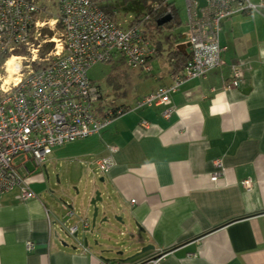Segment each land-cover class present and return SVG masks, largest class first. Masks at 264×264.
Masks as SVG:
<instances>
[{"label": "crops", "instance_id": "1", "mask_svg": "<svg viewBox=\"0 0 264 264\" xmlns=\"http://www.w3.org/2000/svg\"><path fill=\"white\" fill-rule=\"evenodd\" d=\"M178 20L170 45H159L137 70L144 91L114 106L133 108L172 84L168 54L164 64L159 58L167 47L188 58L190 25ZM218 42L220 67L185 80L170 95L168 119L163 107L133 110L99 135L53 148L39 170L25 168L30 160L22 158L20 173L35 197L22 202L15 192L0 196V264H141L160 254V264H264V5L221 21ZM114 62L123 67L121 59ZM233 66L243 72L237 86L230 82ZM106 157L113 166L98 175L101 185L84 192L83 179ZM242 181L252 188L244 189ZM56 183L86 193L82 205L79 198L64 205L71 223L57 213ZM96 190L108 209L92 229L87 204ZM104 218L113 233L102 232Z\"/></svg>", "mask_w": 264, "mask_h": 264}, {"label": "built area", "instance_id": "2", "mask_svg": "<svg viewBox=\"0 0 264 264\" xmlns=\"http://www.w3.org/2000/svg\"><path fill=\"white\" fill-rule=\"evenodd\" d=\"M185 2L191 30L184 37L189 52L182 72L169 86L124 108L104 103L87 71L118 58L131 70L144 69L157 52L136 27L113 23L91 0H57V17L49 16V0H0V196L15 192L22 202L35 197L16 158L41 167L53 148L99 135L114 118L133 110L163 107L162 117L168 119L174 110L170 95L185 80L220 67L221 21L264 5V0L259 5L251 0H205L206 6L197 10V2ZM47 45L51 47L41 52ZM230 76L237 86L242 68L233 66ZM112 166V157H106L96 162L95 170L105 174ZM215 167L220 169L219 160ZM220 175L217 171L212 180ZM241 185L252 188L248 181ZM75 232V227L68 229L71 235ZM25 249L31 250V243ZM162 259L160 254L141 264H160Z\"/></svg>", "mask_w": 264, "mask_h": 264}, {"label": "rangeland", "instance_id": "3", "mask_svg": "<svg viewBox=\"0 0 264 264\" xmlns=\"http://www.w3.org/2000/svg\"><path fill=\"white\" fill-rule=\"evenodd\" d=\"M171 1L175 9L176 16L178 15V18L180 19L181 24L186 25L187 12H186L185 0H171ZM56 2L57 0H49V4H48L49 5L48 7L49 16L50 15L54 17L58 16V7H57ZM128 21H129L128 18H121L118 24L122 26L123 28H125L127 26ZM58 29L59 28L56 27L53 33H57ZM179 31L180 30L176 31L175 34L177 35ZM161 32L163 33L162 34L163 37L168 34L166 30H162ZM155 36H157V34ZM160 52H161V56H160L161 58H159V60L163 62L164 64V62L166 61L167 49L165 48L164 50H161ZM137 70L138 69L133 71L127 68L124 64L122 67L121 64L119 63L116 64V62H112L109 64L99 63V64L92 66L87 71V77L90 81L94 83V85L100 88L101 93L104 97V101H103L104 103L109 105V103L115 101L116 104H120L123 101L130 102L134 96L139 94L141 91H144V76L139 77ZM21 162H22L21 157L15 159L16 164H20ZM43 163L41 164V167L43 166ZM25 168H27L28 170L41 169L40 167H35L31 161H28L25 164ZM50 178L52 182L54 181L57 182L55 179V175H52ZM99 179L100 177L98 176L96 171H91L88 177L83 179V191L84 192L87 190L89 191L91 187L93 186L92 185L93 183L95 185H101ZM57 185L58 186L55 188V190L58 195V202L61 205V208L56 207L57 209H59L57 213L61 219H62V216L64 217L63 218L64 222L70 220V223H71V221L74 218L66 217L65 219L64 210L66 211L67 207H64V204L70 205L69 202L71 203V200L74 201L75 199L76 200L78 198L80 199L82 197V188H81V192H80V188L78 189L80 193H76L73 187L70 188L66 186L65 184H63L62 186L61 183ZM66 201H68V203ZM63 207L65 208L64 210H62ZM92 214H91V217H92Z\"/></svg>", "mask_w": 264, "mask_h": 264}, {"label": "trees", "instance_id": "4", "mask_svg": "<svg viewBox=\"0 0 264 264\" xmlns=\"http://www.w3.org/2000/svg\"><path fill=\"white\" fill-rule=\"evenodd\" d=\"M113 23L118 24L121 18H128L127 26L136 27L146 42L157 43L154 49L158 53L159 45L166 43L168 46L173 40L172 31L180 26L178 15L171 0H91ZM171 16V21L164 25H157V21L166 16ZM162 30L168 32L163 37ZM157 34V36H155ZM176 36V35H175ZM162 40V42L160 41ZM161 43V44H160ZM152 46H154L152 44ZM151 46V47H152ZM51 47L47 45L41 51ZM167 56L173 67L175 75H179L187 61L178 52L167 47ZM147 63V62H146Z\"/></svg>", "mask_w": 264, "mask_h": 264}, {"label": "water", "instance_id": "5", "mask_svg": "<svg viewBox=\"0 0 264 264\" xmlns=\"http://www.w3.org/2000/svg\"><path fill=\"white\" fill-rule=\"evenodd\" d=\"M195 2H197V10L199 9H203L205 6H206V2L205 0H194ZM198 16L200 15L199 11L197 12ZM171 21V16L170 15H166L162 18H160L158 21H157V25H164L166 23H169ZM92 188V187H91ZM85 194H83V196L80 198V204L82 205L83 204V198L85 197ZM103 193L101 191H93V198L88 202L87 206L88 207H91L92 208V219H91V228L93 229L94 228V222H95V219L98 215L99 212H104L108 209L106 203H107V198H103ZM65 205V204H64ZM80 208H82V206H80ZM114 220H116V218H114ZM118 221V220H116ZM103 225L105 226L103 229H102V232H105V233H108V234H111L113 233L112 229H111V224L109 223L108 219L107 218H104L103 222ZM149 247H145L143 248L140 253H144L148 250Z\"/></svg>", "mask_w": 264, "mask_h": 264}]
</instances>
